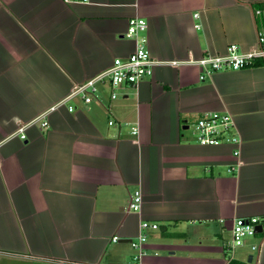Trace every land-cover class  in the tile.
Returning a JSON list of instances; mask_svg holds the SVG:
<instances>
[{
	"label": "crops",
	"instance_id": "0c3cea01",
	"mask_svg": "<svg viewBox=\"0 0 264 264\" xmlns=\"http://www.w3.org/2000/svg\"><path fill=\"white\" fill-rule=\"evenodd\" d=\"M261 1L0 0V264H129L142 220L157 224L143 230L142 264H264V232L229 246L234 218L264 214L261 62L201 80L196 64L156 65L135 87L99 84L90 102L75 96L73 110L60 106L47 126L7 138L130 54L129 18L146 20L152 57L182 60L230 43L253 48L264 34ZM208 111L234 119V171L231 144L194 140L192 124ZM135 190L141 208L129 211Z\"/></svg>",
	"mask_w": 264,
	"mask_h": 264
},
{
	"label": "built area",
	"instance_id": "2783aa9c",
	"mask_svg": "<svg viewBox=\"0 0 264 264\" xmlns=\"http://www.w3.org/2000/svg\"><path fill=\"white\" fill-rule=\"evenodd\" d=\"M66 3L81 2L86 3L89 0H63ZM258 12V11H257ZM198 13L194 14L197 17ZM200 24L195 23V27ZM147 28L146 20L142 17H131L128 20L126 36L135 39L134 49L125 57H115L111 63L96 74L86 78L84 81L74 84L70 92L39 112L33 118L25 122H17L15 129L7 136L25 139V131L28 127L39 124L42 127L47 126L48 115L60 106L67 105L75 96H80L84 102H90L98 90L99 84H107L112 89L121 85L129 84L136 86L138 82L152 74V69L156 65L169 64L177 66L181 63L196 64L200 67V80L209 76L212 72L223 69H240L252 66L261 62L264 65V34L257 32V42L253 48L241 50L237 44L230 43L227 45L224 53L205 54L200 57H188L178 60L157 59L150 55L146 46V36L142 34ZM110 96L116 97V92L111 91ZM68 110H73V106L68 104ZM112 121H109L111 124ZM132 133H137V127H132ZM192 134L195 142L200 145H218L221 143H229L233 146L232 154L235 162L231 164L228 171H234L240 164L239 145L241 138L238 134L234 119L227 111H208L203 113L193 124ZM2 140H0L1 144ZM142 203V193L135 190L130 194L127 209L129 211H139ZM261 226L259 232H264V214L253 216H240L232 221L231 240L229 246L231 249L242 246L245 242L254 237L258 231L257 226ZM156 223L142 220L139 224L140 232L136 237L130 240V245L134 251L132 260L129 264H142L141 259L144 254V243L146 241V233L143 230L148 228H156ZM112 241H117L118 236L113 235ZM252 250H258L259 244L250 243Z\"/></svg>",
	"mask_w": 264,
	"mask_h": 264
},
{
	"label": "trees",
	"instance_id": "16d2710c",
	"mask_svg": "<svg viewBox=\"0 0 264 264\" xmlns=\"http://www.w3.org/2000/svg\"><path fill=\"white\" fill-rule=\"evenodd\" d=\"M256 5H259L260 7L263 6L264 7V1H261V2H256ZM227 264H247L246 262L244 261H240V260H237V259H230Z\"/></svg>",
	"mask_w": 264,
	"mask_h": 264
},
{
	"label": "water",
	"instance_id": "95a60500",
	"mask_svg": "<svg viewBox=\"0 0 264 264\" xmlns=\"http://www.w3.org/2000/svg\"><path fill=\"white\" fill-rule=\"evenodd\" d=\"M256 230L259 232L261 230V226L258 225L257 228H256ZM251 260H252V255H249L248 261L251 262Z\"/></svg>",
	"mask_w": 264,
	"mask_h": 264
},
{
	"label": "rangeland",
	"instance_id": "374dc122",
	"mask_svg": "<svg viewBox=\"0 0 264 264\" xmlns=\"http://www.w3.org/2000/svg\"><path fill=\"white\" fill-rule=\"evenodd\" d=\"M190 128H191V127H190ZM190 128H189V129H190Z\"/></svg>",
	"mask_w": 264,
	"mask_h": 264
}]
</instances>
